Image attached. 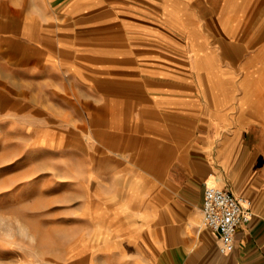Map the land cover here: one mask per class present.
<instances>
[{"label": "crops", "instance_id": "1", "mask_svg": "<svg viewBox=\"0 0 264 264\" xmlns=\"http://www.w3.org/2000/svg\"><path fill=\"white\" fill-rule=\"evenodd\" d=\"M9 73L50 86L56 144L95 150L79 181L104 260L264 264V0H0ZM206 185L253 211L228 254Z\"/></svg>", "mask_w": 264, "mask_h": 264}, {"label": "rangeland", "instance_id": "2", "mask_svg": "<svg viewBox=\"0 0 264 264\" xmlns=\"http://www.w3.org/2000/svg\"><path fill=\"white\" fill-rule=\"evenodd\" d=\"M50 89L0 75V264H113L101 256L113 230L82 211L79 178L95 150L56 144Z\"/></svg>", "mask_w": 264, "mask_h": 264}, {"label": "built area", "instance_id": "3", "mask_svg": "<svg viewBox=\"0 0 264 264\" xmlns=\"http://www.w3.org/2000/svg\"><path fill=\"white\" fill-rule=\"evenodd\" d=\"M201 212L204 224L216 233L222 254L234 249L239 226L249 222L253 215L249 202L241 201L229 189L216 185L205 186Z\"/></svg>", "mask_w": 264, "mask_h": 264}]
</instances>
